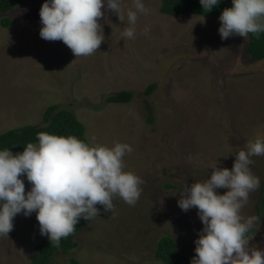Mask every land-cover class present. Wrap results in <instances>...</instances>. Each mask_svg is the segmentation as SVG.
Returning <instances> with one entry per match:
<instances>
[{
  "label": "rangeland",
  "instance_id": "obj_1",
  "mask_svg": "<svg viewBox=\"0 0 264 264\" xmlns=\"http://www.w3.org/2000/svg\"><path fill=\"white\" fill-rule=\"evenodd\" d=\"M44 2L29 0L0 14V21L10 20L0 24V133L40 124L44 109L55 105L73 113L89 144H129L125 170L143 181L135 205L119 197L114 213L99 205L100 215L77 232V246L69 254L56 251L49 264H69L70 257L84 264H160L154 252L163 235L194 257L204 225L197 208L179 207L180 192L185 181L210 178L212 164L231 169L236 153L264 140V58L247 54L248 38L221 39L220 20L165 15L159 0H142L149 11L138 14L134 38L122 35L133 0H119L124 22L104 0V41L94 54L75 57L62 41L41 38ZM122 91L132 94L128 102L106 101ZM251 159L260 186L241 215L258 216L261 201L263 213L248 237L250 247L264 250V155ZM21 179L27 193L32 185L26 174ZM13 225L0 236V264H30L35 244L48 236L40 233L36 211L17 214Z\"/></svg>",
  "mask_w": 264,
  "mask_h": 264
},
{
  "label": "clouds",
  "instance_id": "obj_2",
  "mask_svg": "<svg viewBox=\"0 0 264 264\" xmlns=\"http://www.w3.org/2000/svg\"><path fill=\"white\" fill-rule=\"evenodd\" d=\"M205 12L219 0H200ZM104 0H45L40 9V36L47 41H62L75 57L94 54L104 41ZM107 8L124 22L119 0H107ZM134 9V10H133ZM142 0H133L127 10L122 35L134 38L138 14H147ZM221 39L264 31V0H233L219 17ZM145 33L148 29L145 28ZM38 143L29 142L22 153L0 150V236L13 230L14 217L23 212H37L41 235L59 247L62 238L75 232L81 218L90 222L104 212L114 213V198L135 205L142 189V179L126 171L124 156L132 152L127 143L113 146L89 144L75 136L37 133ZM247 151L236 153L234 166L221 168L212 164L210 178L185 181L178 201L183 211L195 207L204 227L195 241L191 264H264V250L250 247L246 234L259 221L258 216L244 217L242 208L249 194L260 186L251 169V157L264 155V140L247 144ZM26 174L31 189L25 192L21 176ZM227 189L218 194L217 189Z\"/></svg>",
  "mask_w": 264,
  "mask_h": 264
},
{
  "label": "trees",
  "instance_id": "obj_3",
  "mask_svg": "<svg viewBox=\"0 0 264 264\" xmlns=\"http://www.w3.org/2000/svg\"><path fill=\"white\" fill-rule=\"evenodd\" d=\"M29 0H0V14L11 10L15 5H22ZM159 11L162 14L178 16L182 14H193L198 16H212L218 20L224 8L231 7L233 0H219L218 5L213 6L212 10L205 12L200 0H159ZM3 27L10 24L7 17L0 21ZM246 52L252 58L260 60L264 58V31L260 33H249L247 37ZM152 86H148L145 93H149ZM132 97L130 92L122 91L113 96H108L106 101L109 103H125ZM149 110V108H148ZM40 124H27L19 127L7 129L0 133V150L5 148L11 151L24 150L26 145L38 143L37 133L47 132L62 136H75L86 142L83 125L75 118L73 113L65 109H57L55 105L47 106L42 113ZM150 121V118L148 119ZM99 206V205H98ZM97 206V207H98ZM258 216L261 217L263 209L261 201L257 204ZM89 222L81 218L75 226V232L66 238H62L59 247L52 245L49 238L39 241L33 248V256L30 264H49L50 259L56 251L62 254H69L77 246L75 236L77 232ZM251 231L246 235L249 236ZM156 260L160 264H188L193 258V253L188 249H177L174 241L168 235L161 236L156 244L154 252ZM69 264H84L75 258H69Z\"/></svg>",
  "mask_w": 264,
  "mask_h": 264
}]
</instances>
